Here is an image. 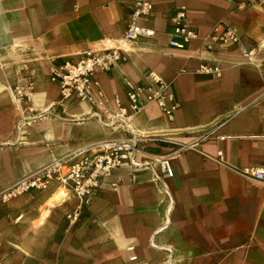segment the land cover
<instances>
[{"label": "crops", "instance_id": "1", "mask_svg": "<svg viewBox=\"0 0 264 264\" xmlns=\"http://www.w3.org/2000/svg\"><path fill=\"white\" fill-rule=\"evenodd\" d=\"M138 1L152 6L140 25L153 35L128 43L123 62L95 74V106L61 101L50 67L120 45ZM180 9L198 33L185 48L169 45L180 41L172 22ZM218 23L242 42L206 51ZM263 40L257 0H0V193L54 161L134 133L149 137L135 161L165 157L173 172L119 167L71 224L75 199L45 207L54 188L40 203L17 206L0 221L16 226L7 249L16 264H264V183L243 174L264 168V48L250 61L243 56ZM203 65L220 75L201 73ZM149 73L174 91L171 120L155 104L129 108L130 86L148 84ZM27 81L29 102L15 96ZM117 103L127 119H114ZM25 227L30 236L17 231Z\"/></svg>", "mask_w": 264, "mask_h": 264}, {"label": "built area", "instance_id": "2", "mask_svg": "<svg viewBox=\"0 0 264 264\" xmlns=\"http://www.w3.org/2000/svg\"><path fill=\"white\" fill-rule=\"evenodd\" d=\"M264 5V0H257ZM152 6L147 1H138L130 16L127 29L120 45L104 47L99 50L87 49L76 57L65 58L60 64L50 67V81L59 87L60 100L75 99L81 103L95 106L94 94H100L95 74L98 71L109 72L125 60L126 45L130 42L148 39L153 32L140 25V20L148 17ZM184 9H180L172 18L173 34L180 41H171L170 46L185 48L198 38V33L186 24ZM242 36L232 27L218 23L214 25L206 38V51L240 44ZM264 48V40L247 49L243 56L250 61ZM200 72L207 75H220V70L211 65H203ZM150 82L146 85L130 86L127 92L129 108L139 112L148 104H155L168 118L173 119L178 109L174 91L155 73H149ZM33 82L27 81L15 88L18 100L29 102L33 93ZM118 113L115 120L127 119L125 108L117 103ZM149 137L142 133H134L131 138L123 140H106L81 149L65 159H59L47 165L36 174L14 184L1 197L7 200L25 193L44 192L50 188L63 194L61 199H75L77 206L66 216L69 224L77 221L82 207L88 205L91 197L103 181L110 177L113 171L122 166H132L138 169L153 168L157 165L168 176L173 172L169 160L165 157H154L153 163H139L135 157L145 154ZM254 181L264 183V168L248 169L243 173Z\"/></svg>", "mask_w": 264, "mask_h": 264}, {"label": "rangeland", "instance_id": "3", "mask_svg": "<svg viewBox=\"0 0 264 264\" xmlns=\"http://www.w3.org/2000/svg\"><path fill=\"white\" fill-rule=\"evenodd\" d=\"M4 193V192H2ZM0 193V221L8 214V213H14L17 206L19 207H27L30 206L32 203H40L43 200L47 199V196L43 194V192H30L25 193L7 200H3ZM63 194L60 191H57V193L51 197H48L46 200L47 203L45 204V207H49L56 202L61 200V197ZM51 198V199H49ZM7 207V209H5ZM43 211V209L41 210ZM44 217L48 216V213L43 214ZM21 217L15 219V223L18 221ZM14 223V222H13ZM10 224L6 225V223H0V264H16V258L15 255L10 252H8V248L10 247L11 239L14 238L15 232H16V226H9ZM9 226V227H8ZM3 228L5 231L2 234ZM21 230V231H20ZM18 232L20 231L24 233L25 237L30 236V233L28 234L29 230L27 227L24 229H18ZM4 235V236H3ZM10 242V243H9ZM12 244V243H11ZM30 261H24V264H29Z\"/></svg>", "mask_w": 264, "mask_h": 264}, {"label": "bare ground", "instance_id": "4", "mask_svg": "<svg viewBox=\"0 0 264 264\" xmlns=\"http://www.w3.org/2000/svg\"><path fill=\"white\" fill-rule=\"evenodd\" d=\"M63 196V195H62Z\"/></svg>", "mask_w": 264, "mask_h": 264}]
</instances>
